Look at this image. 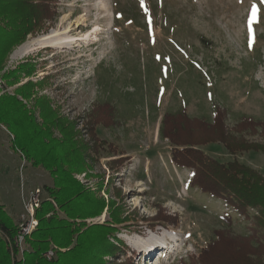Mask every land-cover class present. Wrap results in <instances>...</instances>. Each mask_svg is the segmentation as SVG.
Here are the masks:
<instances>
[{
  "label": "rangeland",
  "instance_id": "1",
  "mask_svg": "<svg viewBox=\"0 0 264 264\" xmlns=\"http://www.w3.org/2000/svg\"><path fill=\"white\" fill-rule=\"evenodd\" d=\"M54 1L59 16L6 57L0 97L16 95L38 124L44 123V108L59 121L74 123L77 138L92 148L87 175L75 177L106 204L115 201L122 217L131 216L115 232L129 247L119 255L120 261L132 252L142 259L147 252L152 257L156 249L164 254L158 264L188 261L215 237V229L226 225V214L234 218L235 234L249 233L251 220L190 186L193 170L175 166L170 141L160 137L159 128L163 113L176 110L181 101L187 102L186 111L193 118H212L219 103L229 112L230 129L244 115L264 120V0H118L119 14L116 0ZM96 24L104 30L85 44L83 35ZM45 38L69 39L73 48L46 46ZM78 43L81 47L75 46ZM28 47L32 50L25 53ZM259 55L262 61L255 66ZM13 70L22 73L17 83H9L14 74L3 78ZM25 83H31L22 89L28 98L17 93ZM106 101L113 112H98ZM18 119L21 116L0 117V203L17 226L27 216L30 193L38 188L43 199H50L44 187L54 185L51 172L34 165L22 151L28 140L16 127ZM53 136L62 139L60 126L53 127ZM242 136L264 144L262 129H248ZM199 147L221 162L236 158L264 174V152L233 155L220 142ZM160 206L178 214L180 224L135 225L137 218L155 216ZM109 221L107 206L101 215L86 219L87 224ZM151 241L156 245L140 247ZM50 249L56 258L59 248L52 244ZM22 257L19 252L17 258Z\"/></svg>",
  "mask_w": 264,
  "mask_h": 264
},
{
  "label": "trees",
  "instance_id": "2",
  "mask_svg": "<svg viewBox=\"0 0 264 264\" xmlns=\"http://www.w3.org/2000/svg\"><path fill=\"white\" fill-rule=\"evenodd\" d=\"M115 9L119 14L118 0ZM57 16L54 0H0V71L5 68L6 57L15 46ZM254 60L256 66L262 61L261 55ZM13 74L15 78L9 83H17L22 77L19 71H10L3 78L9 79ZM29 75L30 72H25V76ZM30 84L25 83L17 93L24 98L30 97L22 91ZM101 105L98 112L102 108L108 113L113 112L110 102ZM31 112L16 95L0 97V117L21 116L16 127L26 132L27 135L22 136L29 144L22 151L34 160V165H42L51 172L54 185L44 187L50 199H43L36 211L39 224L26 239L29 248L24 250L22 258H17L20 251L14 244L18 226L0 203V264H134V252L120 261L119 255L129 247L115 236L118 225L131 216L122 217V208L117 207L115 201L106 204L105 199L96 196L75 177L80 173L87 175V160L92 148L77 138L74 123L54 118L50 108L43 110L44 125L32 119ZM228 116V110L219 103L215 105L212 118H193L185 106L174 111L166 110L162 115L160 137L170 141L175 166L193 170L190 186L223 200L236 213L251 220L249 233L235 234L232 230L234 218L226 214V225L214 230L215 237L200 249L197 256L192 255L188 261L180 259L179 264H264V174L236 158L221 162L199 147L220 142L233 155L250 150L264 152L263 143L248 141L242 136L248 129L252 133L262 129L264 134V120L244 115L230 129ZM57 125L62 139L53 136V127ZM93 139L96 141L95 135ZM124 160L122 158L121 162ZM106 206L111 221L86 223V219L101 215ZM59 212L65 216H60ZM141 221L148 222L152 228L180 224L178 214L172 215L161 206L155 216L137 218L134 223L139 226ZM52 244L59 249L56 258L48 260L44 254ZM106 256L113 260H106Z\"/></svg>",
  "mask_w": 264,
  "mask_h": 264
},
{
  "label": "built area",
  "instance_id": "3",
  "mask_svg": "<svg viewBox=\"0 0 264 264\" xmlns=\"http://www.w3.org/2000/svg\"><path fill=\"white\" fill-rule=\"evenodd\" d=\"M43 201L41 189H34L27 202V216L19 223L17 231L14 236V244L21 253L24 252L26 239L37 229L39 220L36 214L37 209L41 206ZM49 260L55 257V250L50 249L44 254Z\"/></svg>",
  "mask_w": 264,
  "mask_h": 264
},
{
  "label": "bare ground",
  "instance_id": "4",
  "mask_svg": "<svg viewBox=\"0 0 264 264\" xmlns=\"http://www.w3.org/2000/svg\"><path fill=\"white\" fill-rule=\"evenodd\" d=\"M102 10H105V6H102L101 7ZM81 18H83V15L80 16ZM104 29L101 28V26L99 24H96L92 30H90V32H88L87 34H84L83 35V38L81 40H84L85 41V44H89L91 43L92 41L91 40H97V37L96 36H91L92 34H95V33H99L101 31H103ZM45 37H48V36H45ZM46 39V40H45ZM43 43L46 44V46H52V47H70V48H73L71 47V40L69 39H62L61 41H54V40H49L48 38H45ZM75 46H80L81 47V44L78 43L77 45ZM20 49V48H19ZM32 48L28 47L24 52L27 53L29 51H31ZM18 52V49L11 55V58H15L16 57V53ZM78 56H83V54H80ZM156 241H151L149 244L147 245H140V247H148L149 245L152 246V245H156L155 243ZM149 246V247H150Z\"/></svg>",
  "mask_w": 264,
  "mask_h": 264
},
{
  "label": "crops",
  "instance_id": "5",
  "mask_svg": "<svg viewBox=\"0 0 264 264\" xmlns=\"http://www.w3.org/2000/svg\"><path fill=\"white\" fill-rule=\"evenodd\" d=\"M186 103H187L186 101H183V102L181 101V102H179V105H178L179 108L185 106ZM214 108H215V107H214ZM214 110H215V109H214ZM213 115H214V113H213ZM213 115H212V117H213Z\"/></svg>",
  "mask_w": 264,
  "mask_h": 264
},
{
  "label": "snow or ice",
  "instance_id": "6",
  "mask_svg": "<svg viewBox=\"0 0 264 264\" xmlns=\"http://www.w3.org/2000/svg\"><path fill=\"white\" fill-rule=\"evenodd\" d=\"M252 19H253V21L257 20V16H256V12L255 11H253V13H252Z\"/></svg>",
  "mask_w": 264,
  "mask_h": 264
}]
</instances>
